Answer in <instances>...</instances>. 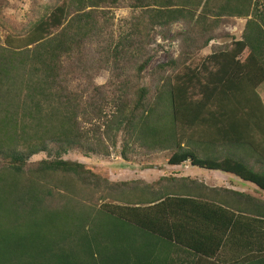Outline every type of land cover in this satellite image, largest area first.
<instances>
[{"label":"trees","instance_id":"16d2710c","mask_svg":"<svg viewBox=\"0 0 264 264\" xmlns=\"http://www.w3.org/2000/svg\"><path fill=\"white\" fill-rule=\"evenodd\" d=\"M229 18L246 20L240 38L195 61ZM177 22L179 53L141 84L152 37ZM240 119L264 135V0L31 4L0 32V264H163L158 238L179 239L163 224L232 219L222 197L244 195L174 173L112 181L63 156L164 154L264 190V163L238 159L257 151Z\"/></svg>","mask_w":264,"mask_h":264},{"label":"crops","instance_id":"0c3cea01","mask_svg":"<svg viewBox=\"0 0 264 264\" xmlns=\"http://www.w3.org/2000/svg\"><path fill=\"white\" fill-rule=\"evenodd\" d=\"M240 121L243 133L250 129L255 131L252 133L253 147L257 151L247 146L238 147V159L250 161L255 169L261 170L258 162L264 163V135L259 133L262 127L257 130ZM174 167L180 171L179 176L197 178L208 187H221L244 196L237 195L229 200L222 197L228 201L224 210L234 214L232 219L224 214L223 221L211 215L210 219H197V222L182 220L177 224H163L165 234H172V225H178L176 232L179 234L178 240L158 238L156 250L163 264H264V190L233 174L199 168L189 162ZM200 249L215 251L205 255Z\"/></svg>","mask_w":264,"mask_h":264},{"label":"rangeland","instance_id":"374dc122","mask_svg":"<svg viewBox=\"0 0 264 264\" xmlns=\"http://www.w3.org/2000/svg\"><path fill=\"white\" fill-rule=\"evenodd\" d=\"M50 0H0V32H6L11 22L23 24L27 18L31 4H40ZM129 8L121 7L114 10L115 28L118 22L129 14ZM245 19L229 18L224 21L218 29L214 31L215 38L196 52L195 61L209 55L214 47L226 44L231 38L239 39L243 30ZM185 29L182 22L173 23L168 31H160L152 37L148 46L149 61L142 73L144 77L141 84L146 85L149 81V74L155 66L167 62L179 53L181 41L175 37L177 31ZM108 78V71L101 70L94 81L96 84H103ZM45 155L40 153L31 158V161H37L44 158ZM65 159L79 161L94 172L112 180H133L144 178L152 181L162 174H172L179 176L181 173L176 167L167 164L164 154L153 155L151 158H134L133 162H126L120 159L116 153H111L109 157L91 156L83 157L77 151H70L63 156ZM150 157V156H149ZM178 170V171H176ZM175 171V172H174Z\"/></svg>","mask_w":264,"mask_h":264}]
</instances>
